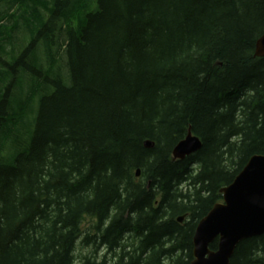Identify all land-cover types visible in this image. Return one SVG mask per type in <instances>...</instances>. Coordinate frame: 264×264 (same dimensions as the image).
Here are the masks:
<instances>
[{"label": "trees", "instance_id": "16d2710c", "mask_svg": "<svg viewBox=\"0 0 264 264\" xmlns=\"http://www.w3.org/2000/svg\"><path fill=\"white\" fill-rule=\"evenodd\" d=\"M262 36L264 0H0V264H191L264 155Z\"/></svg>", "mask_w": 264, "mask_h": 264}, {"label": "water", "instance_id": "95a60500", "mask_svg": "<svg viewBox=\"0 0 264 264\" xmlns=\"http://www.w3.org/2000/svg\"><path fill=\"white\" fill-rule=\"evenodd\" d=\"M256 57H264V36L256 43ZM146 147L152 148L153 144L147 142ZM201 148L202 142L190 131L173 155L176 160H184ZM221 192L224 203L217 204L198 224L191 264H231L242 242L264 235V155L253 157L234 182ZM217 239L218 250L212 251L210 246Z\"/></svg>", "mask_w": 264, "mask_h": 264}, {"label": "rangeland", "instance_id": "374dc122", "mask_svg": "<svg viewBox=\"0 0 264 264\" xmlns=\"http://www.w3.org/2000/svg\"><path fill=\"white\" fill-rule=\"evenodd\" d=\"M94 248L93 247H89V248H83L81 245L78 246L77 248V251H76V260H77V263H80V259L83 257V256H86L87 254H92L94 252ZM105 253L104 250H99L98 252V256L103 255Z\"/></svg>", "mask_w": 264, "mask_h": 264}, {"label": "bare ground", "instance_id": "6f19581e", "mask_svg": "<svg viewBox=\"0 0 264 264\" xmlns=\"http://www.w3.org/2000/svg\"><path fill=\"white\" fill-rule=\"evenodd\" d=\"M185 160V159H184Z\"/></svg>", "mask_w": 264, "mask_h": 264}]
</instances>
